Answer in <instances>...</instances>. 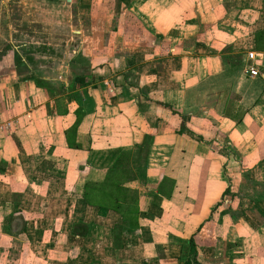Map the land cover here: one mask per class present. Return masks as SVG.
Returning a JSON list of instances; mask_svg holds the SVG:
<instances>
[{
  "label": "crops",
  "instance_id": "obj_1",
  "mask_svg": "<svg viewBox=\"0 0 264 264\" xmlns=\"http://www.w3.org/2000/svg\"><path fill=\"white\" fill-rule=\"evenodd\" d=\"M167 1L48 0L45 47L15 43L0 262L183 264L192 237L199 264H264V0ZM110 169L133 174L136 228L74 190Z\"/></svg>",
  "mask_w": 264,
  "mask_h": 264
},
{
  "label": "rangeland",
  "instance_id": "obj_2",
  "mask_svg": "<svg viewBox=\"0 0 264 264\" xmlns=\"http://www.w3.org/2000/svg\"><path fill=\"white\" fill-rule=\"evenodd\" d=\"M165 2L169 3L167 0H165ZM49 5L51 4H49L48 0L0 1V76H2L6 72V70H8L7 67L12 64L10 46L15 47L16 42L27 44V49H37L39 50V52L41 51L42 47H45L44 43L47 39L45 38V35L42 34V26L39 20L45 19V14H47L48 9L49 11H51V14L53 16H56L59 11V7L57 8L56 5H54L53 7ZM47 15H49V13ZM34 16H36L37 18H33ZM9 41H11V45L8 44ZM26 48H23L22 50ZM6 51L10 52L7 53ZM15 55L16 53L14 51L13 56L15 57ZM6 93L7 92L5 90L1 92L2 99L4 101H7V97L9 96V94ZM15 224L16 227L19 228L17 232L14 231V233H18V235L22 234L18 231L23 230L25 224L24 219L22 220V222H20V219L18 217ZM20 241L25 242L23 237L20 238ZM20 247H25V244H21V246L18 247V252H21V254H19L15 250V248L13 249V251L6 250V256H2V261L0 262V264H36V262L38 263V261H41V247H36L33 259L30 256H27L26 253H22ZM186 251L187 245H185L183 252L186 253ZM74 252L70 251L69 255L72 257L74 255Z\"/></svg>",
  "mask_w": 264,
  "mask_h": 264
},
{
  "label": "trees",
  "instance_id": "obj_3",
  "mask_svg": "<svg viewBox=\"0 0 264 264\" xmlns=\"http://www.w3.org/2000/svg\"><path fill=\"white\" fill-rule=\"evenodd\" d=\"M14 64L17 66L23 64L20 61V57L17 56L16 59H14ZM77 123L78 118H76L74 124L63 133L68 148L78 147L71 142ZM132 179L133 174L128 170L110 169L102 173L101 183L85 180L78 188L79 183L77 181L74 190L77 189V192L86 205L116 212L122 218L123 223L133 229L136 228L137 196L133 191L122 188L123 184ZM184 244L187 245V251L183 253V264H199L196 260L195 245L192 237H189Z\"/></svg>",
  "mask_w": 264,
  "mask_h": 264
},
{
  "label": "built area",
  "instance_id": "obj_4",
  "mask_svg": "<svg viewBox=\"0 0 264 264\" xmlns=\"http://www.w3.org/2000/svg\"><path fill=\"white\" fill-rule=\"evenodd\" d=\"M247 57H248V59H252V56L250 54ZM244 72L247 73V75L249 77H254L257 74V71L255 69H253V67H251V66H247L244 69Z\"/></svg>",
  "mask_w": 264,
  "mask_h": 264
},
{
  "label": "flooded vegetation",
  "instance_id": "obj_5",
  "mask_svg": "<svg viewBox=\"0 0 264 264\" xmlns=\"http://www.w3.org/2000/svg\"><path fill=\"white\" fill-rule=\"evenodd\" d=\"M0 1H1V0H0ZM8 44L11 45V41H9ZM10 47H11L12 63H14V59H15V57L17 56V53H16V50H15V47H12V46H10ZM13 49H14V50H13ZM14 51H15V53H16L15 57L13 56ZM6 52L8 53V52H10V51H6ZM10 58H11V57H10Z\"/></svg>",
  "mask_w": 264,
  "mask_h": 264
}]
</instances>
